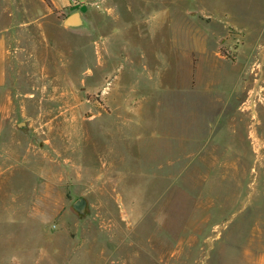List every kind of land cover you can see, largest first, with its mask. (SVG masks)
Returning a JSON list of instances; mask_svg holds the SVG:
<instances>
[{
	"label": "rangeland",
	"instance_id": "rangeland-1",
	"mask_svg": "<svg viewBox=\"0 0 264 264\" xmlns=\"http://www.w3.org/2000/svg\"><path fill=\"white\" fill-rule=\"evenodd\" d=\"M75 1L78 5L56 15L47 0H0V31L6 32L9 49L6 87L18 123L35 121V128L41 131L46 128L39 125L51 121L54 128L49 129L54 134L63 129L58 126L59 120H87L98 112L111 115L107 93L93 89L89 73L91 23L97 18V10L103 15L117 14L128 22V26H134L133 33L138 24L143 33L148 30L150 40L164 41L161 49L165 50L166 61L171 56L167 43L173 38V30L178 28L181 64L183 66L188 61L192 69L189 78L182 80V85L186 81L192 91L165 94V111L159 113L162 128H154L158 113L151 109L141 112L148 126L128 127V137L120 139L113 132L116 129L110 131L109 143L115 150L121 149L128 155V173L103 175L97 172L94 165L100 157L89 146L84 152L82 173L68 170L66 175L67 203L61 218L50 226L0 224V264H122L127 260L128 264H156L160 257L156 248L179 246L195 232L199 239L191 255L200 259L196 264H205L207 245L202 220L206 201L215 198L229 200V211L234 210L238 202L250 206L244 208L242 219L227 227L229 237L226 243L229 247L241 242L248 244L250 239L240 238L242 232L247 234L253 225L251 219L259 218L263 220V236L258 241L264 245V143L257 140L261 134L264 136V128L259 127V138L254 132V123L263 113V92L258 88L253 91V76L250 82L246 80L243 94L235 93L230 97L228 111L220 116L207 104L210 101L204 93V80L197 79V67L201 68L203 61L211 58L210 49L216 48L225 58L234 57L235 50L242 43L237 25H251L249 15H255L256 21L263 18L264 0H218L227 19L219 21L189 2ZM210 4L211 0H207L206 5ZM76 8H82L84 19L83 26L75 29L82 32L78 36L65 31L62 25L67 15L78 11ZM210 9L209 6V12ZM102 22L107 24L106 19ZM157 26L159 29L153 34ZM106 28L105 25L104 31ZM195 37L201 42V51L189 47ZM168 82L166 78V85ZM131 114L134 113L128 112V119ZM221 117L233 123L227 133L232 148L237 146L243 152L242 156H248L240 160L239 174L206 173L216 163L220 166L219 159L211 158L209 147L213 143L211 140L205 142L207 135H211L206 124ZM188 123L195 126L189 127ZM83 128L89 141H104L90 122ZM65 129L73 130L70 127ZM194 129L203 141L196 145L180 141V135L187 136ZM174 135L176 139H173ZM200 148L197 158L189 157L193 149ZM235 151L230 149L229 153L235 154ZM260 154L263 155L259 159L256 156ZM67 157H72L69 152ZM235 159L234 156L232 160ZM17 175L16 179L22 182L16 180L13 183L14 191L24 195L23 200L26 197L33 200V188L38 181L30 173ZM80 197L87 204L84 216L72 210V203ZM2 204L0 200V208ZM9 232L11 239H3V235ZM114 248L125 250L119 254H101L102 249ZM7 250L12 254L11 262ZM97 250L99 254H96ZM229 258L228 254L223 264H231Z\"/></svg>",
	"mask_w": 264,
	"mask_h": 264
},
{
	"label": "crops",
	"instance_id": "crops-1",
	"mask_svg": "<svg viewBox=\"0 0 264 264\" xmlns=\"http://www.w3.org/2000/svg\"><path fill=\"white\" fill-rule=\"evenodd\" d=\"M161 1L189 2L208 12L207 15L213 17L215 21H219L221 18L227 20L225 19L226 12L222 6H219L221 4L218 0H211L210 5H206L207 0ZM49 2L52 10L59 12L67 11L72 6L73 0H49ZM204 4L208 7H205ZM209 6L210 12L208 11ZM81 9L76 8L75 10H78L83 18ZM95 15L97 18L91 23V40L89 42L91 64L89 73L94 83L93 89L97 91L102 89L103 93H107L106 100L112 113L104 115L102 112H98L97 115L87 120H59L58 126L63 129H58L54 134H51L53 130L49 129L54 128L51 121H43V124L39 126L45 127L46 130L41 131L35 128V121L24 122L22 128L18 127L19 123L14 119L15 109L6 87L9 57L8 36L5 31H0V200L3 202L0 208V224L30 225L37 223L42 226H50L58 217L61 218L67 203L66 175L68 170L75 174L82 173L85 162L84 152L89 146L90 149L98 152V158L100 157L94 165L97 172L103 175L128 173V161L126 160L128 155H125L121 149L115 150L113 144L109 143L110 131L113 128L116 129L113 132L119 135L120 139L128 137V127L148 126L141 112L151 109L158 113L154 128H162L163 123L159 118V113L160 110L165 111V94L192 91L186 81L182 85V80L189 78L192 69L188 61H185L183 66L181 64L182 50L178 28L173 30V38L167 43L171 56L166 61L165 50L161 49L164 46V41L155 38L150 40L148 30L143 33V29L137 24L133 33L134 26H128V22L121 20L115 13L109 12L104 16L100 10H97ZM255 17V15L248 16L251 25L246 23L237 25L238 30L241 31L242 43L235 50L233 58H225L219 54L216 48H213L210 49L211 58H206L201 64V68L197 67V79L204 80V93L210 101L207 104L210 110L219 112L220 116L228 111L231 104L230 97L235 93L243 94L246 80L249 81L253 76H255L253 91L258 88V90H262L264 96V17H259L257 21ZM104 19L107 24L102 22ZM229 24L233 23L229 22ZM105 25L106 31H104ZM64 29L73 35H82L81 30L66 27ZM158 29L157 26L152 31L153 34ZM129 30L130 34L128 35ZM198 39L196 37L192 39L189 47L201 51V42ZM166 78L169 80L167 85ZM256 94L261 96L259 92ZM259 100L260 98H258ZM262 105L263 113L258 115L260 119L254 123V132L257 138L261 136V141L257 139L258 142L264 143L263 134L258 135L261 130L259 127L264 128V104L262 103ZM236 106L238 109L239 104ZM128 112L134 113L129 119ZM220 119H211L206 124L208 130H211V135L206 134L209 137L204 140L206 143L209 140L213 143L209 147L211 158L220 160V166H217L218 163H216V166L210 168L206 173L239 174L242 167L240 160L248 156H242L243 152L239 151L240 148L237 146L232 148V143L230 144L231 141L227 133L233 123L222 119V117ZM89 122L97 129L99 137L104 141H89V135L83 128ZM236 123L238 127V121ZM187 126L194 127L195 125L188 123ZM67 127L73 128V130L68 131L65 129ZM162 132L166 133L164 129ZM40 133L43 135L41 136ZM68 133L73 134H69V136ZM165 136L168 137L167 134ZM180 136V141H187L194 145L203 141L195 129L190 130L187 136L184 134ZM173 137L176 139L175 135ZM205 146L207 151L208 145ZM230 149L236 150V153H229ZM200 151L201 148L193 149L189 157L197 158ZM68 152L72 157H67ZM233 154L235 160H232ZM262 155L256 157L260 159ZM21 172L30 173L38 181V185L33 188L34 197L31 201L27 197L26 200H23L24 195L17 194L13 189V183L16 180L19 183L22 182V180L16 179L17 174ZM230 206V201L223 198L206 201L205 215L202 220L205 223L203 237L207 245L205 264H223L224 258L228 254L231 256V259L229 258L231 264H264V245L258 241L263 236L261 230L263 220L261 218L251 219L253 222L251 230L247 234L242 232L240 238L250 239L248 244L241 242V244L236 243L231 247L227 245L226 239L229 237L227 227H231L233 222L242 219L244 208L250 207L243 202H238L235 204L236 208L229 211ZM11 237L10 232L3 235V239L6 240ZM197 239H199V235L195 232L194 235L189 236L188 241L179 246L170 249L156 248V254L160 256L156 260V264H196L200 259L191 254L193 249L196 250ZM124 250L114 248L100 251L101 254L107 252L108 255H113ZM98 251L96 254H99ZM7 253L11 262L12 254L9 253V250ZM123 262L122 264H128V260Z\"/></svg>",
	"mask_w": 264,
	"mask_h": 264
},
{
	"label": "water",
	"instance_id": "water-1",
	"mask_svg": "<svg viewBox=\"0 0 264 264\" xmlns=\"http://www.w3.org/2000/svg\"><path fill=\"white\" fill-rule=\"evenodd\" d=\"M84 24V20L80 15V12L75 11L68 16H66L63 21L62 25L66 28H71V29H78L82 27ZM24 126V122H20L18 124L19 128H22ZM86 200L82 197L77 198L73 203H72V210L79 216H84L86 214Z\"/></svg>",
	"mask_w": 264,
	"mask_h": 264
},
{
	"label": "trees",
	"instance_id": "trees-1",
	"mask_svg": "<svg viewBox=\"0 0 264 264\" xmlns=\"http://www.w3.org/2000/svg\"><path fill=\"white\" fill-rule=\"evenodd\" d=\"M47 3H48L49 6H51L49 0H47ZM54 13H55L56 15H57V14L59 15V12H58V11H55Z\"/></svg>",
	"mask_w": 264,
	"mask_h": 264
},
{
	"label": "built area",
	"instance_id": "built-area-1",
	"mask_svg": "<svg viewBox=\"0 0 264 264\" xmlns=\"http://www.w3.org/2000/svg\"><path fill=\"white\" fill-rule=\"evenodd\" d=\"M76 5H78V2H76L75 0H73L72 6H76Z\"/></svg>",
	"mask_w": 264,
	"mask_h": 264
}]
</instances>
